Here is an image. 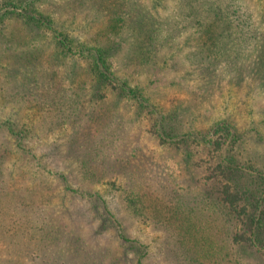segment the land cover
<instances>
[{"label":"rangeland","instance_id":"374dc122","mask_svg":"<svg viewBox=\"0 0 264 264\" xmlns=\"http://www.w3.org/2000/svg\"><path fill=\"white\" fill-rule=\"evenodd\" d=\"M26 2L0 0V14L20 11V4ZM35 2L36 8L56 19L59 30L65 29L79 41L74 47L100 46L112 52L114 70L130 83L146 88L159 117L173 114L181 123L180 131L208 133L214 139H219V134L213 126L228 123L240 134L229 153L249 169L250 165L264 167V42L260 34L264 31V0ZM217 5L227 13L225 17H218ZM13 19V14H8L5 29L0 30V122L14 118L29 126L33 134L24 144L27 148H21L6 128H0V264H60L73 258L77 264H110L115 258L124 264L123 257L136 264L140 255L144 264H170L168 253L163 254L166 239H159L151 221L126 208V190L146 183L168 185L193 172L209 175L219 150L209 142L192 147L197 151L196 161L186 164L187 158L181 160L183 149L159 141L145 114L124 101L116 104V99L108 105L97 104H102L101 108L87 116L95 118L96 125L86 118L65 122L74 120L66 117L69 101L60 103L55 98H62L67 90L73 92V88L76 93L77 87L67 81L66 74L74 63L81 66L82 59L56 60L57 46L50 31L43 36L22 31L14 39ZM196 19L203 21L202 27ZM29 34H33L30 40ZM151 42L164 56L151 66L140 65L134 54ZM60 72H65L63 78ZM57 105L67 107L63 110ZM118 105L119 110L111 111ZM61 111L64 114L60 116ZM108 122L126 127L116 151L129 160L114 172V182L91 184L86 182L84 170L75 165L73 157L77 155L68 154L74 145L70 142L84 124L80 131L90 134L86 151L90 150L95 130ZM228 145L225 143L222 154L224 150L228 153L226 147L231 143ZM57 171H67L74 186L88 187L95 196L73 195L68 203L73 211L68 212L69 196L63 197L64 182ZM100 194L122 221L121 226L105 211V202L96 201ZM103 219L108 220L105 227H101ZM48 226L54 229V236L46 233ZM95 228L98 234L92 233ZM120 231L135 241L121 244Z\"/></svg>","mask_w":264,"mask_h":264},{"label":"trees","instance_id":"16d2710c","mask_svg":"<svg viewBox=\"0 0 264 264\" xmlns=\"http://www.w3.org/2000/svg\"><path fill=\"white\" fill-rule=\"evenodd\" d=\"M35 1L27 0L24 5L20 4V7H23L20 11L7 10L0 14V30L5 29L3 22L6 16L13 14L15 22L10 28L11 36L14 39L17 37V33L22 31H33L37 35L42 33L41 36L50 31L57 46L56 52H54L56 60L62 61L69 57H73L75 61L82 59L81 66L78 62L74 63L66 74L67 81L74 83L77 87L76 93L72 87L73 92L67 90L64 95L61 94L62 98L59 96L55 98L60 100V103L69 101L70 106H68L66 117L74 120L65 119V122L86 118V121L90 120L96 125L97 120L87 116L101 108L102 104H97L108 105L110 101L116 99V104H121V101H124L125 104L139 109L141 115L145 114L148 121L151 120L149 125L159 141L175 144L178 150L183 149L184 156L181 157V160L187 158L186 164H193L196 161V149L193 151L192 147L209 142L210 146H214V150H219L213 173L209 175L199 173L197 176V172H193L186 179H179L178 182H171L168 185L160 186L152 183L150 186L146 183L142 184L144 187L136 185V187L131 186L126 190L124 195L126 208L134 215L143 217L142 219L146 222L151 221L154 229L159 233V239H166L167 245H163V254L168 253V258L171 260L169 263L264 264V167L250 165L252 168L249 169L243 160L241 161L229 153L234 151L231 148L240 140V134L225 122L217 123L215 128L213 126L215 134H219V139L212 138L208 133V135L198 134V132L188 129L180 131L181 123L173 117V114L170 117H166V115L159 117L158 109L154 107L146 88L140 86L139 83H130L127 78L122 77V74L114 70L115 63L112 52L100 46L94 49L74 47V44L79 41L70 37L65 29L59 30L60 26L56 25L58 24L56 19L45 10L36 8ZM211 1L208 0V3ZM26 4L29 8L26 7ZM220 7L217 5L218 17L223 18L227 13H223L219 9ZM121 18L122 21H125L124 16ZM57 20L61 22L58 18ZM192 20H194L193 17ZM197 22L201 24V27L203 26L202 20H197ZM145 24L142 25L145 26ZM260 34H262L264 42V31ZM31 36L33 34H29L27 39ZM163 56L164 54L159 55V49L154 42L134 54L136 61L144 66L157 63ZM55 74L57 72L53 71V75ZM64 75L65 72H60L62 78ZM62 81L64 80L62 79ZM120 106L114 107L111 111L119 110ZM57 107L64 110L67 106L57 105ZM63 114L64 111H61L60 116ZM125 118L123 117L121 121ZM144 120L147 122L146 118ZM128 122L126 120L124 124L127 125ZM83 125L78 127V136L76 135L70 142L74 145L68 154L71 153L72 157L74 154L77 155V157H73V160L75 165H79V169L84 170L86 182L91 184L114 182L117 178L114 172L119 169V165L125 164L129 160L128 156H118L116 151V147L120 146L121 136H123L121 133L122 131L126 132V127L121 129L111 122L100 123V128L95 130L93 140H91L94 146L86 151L90 142L87 140L90 134L86 136L85 129L82 130L84 132L80 131ZM28 127L23 123L20 125L18 120L10 117L0 122V128H6L5 130L13 136L17 147L21 148H27L24 144L28 136L33 134L31 133L32 129ZM83 137L85 138L81 139ZM74 140L75 142H73ZM227 142L229 145L231 143V147H226L228 153L226 154L224 150L222 154L220 151ZM83 145L85 148L82 147ZM182 145L190 147H180ZM6 148L10 149L11 147L7 144ZM54 149L57 152H62L56 147ZM14 151V149H10V152L14 153ZM175 162L178 164L177 161ZM200 164V160H198L196 166L199 169ZM56 173L58 178L64 182L63 197L69 196L65 205L68 212L73 211L72 208H68V203L72 202L73 195L95 196L88 187L74 186V181L69 177L67 171H57ZM97 196L99 197L96 201L105 202V211L112 217L115 216L114 220L118 226H121L122 221L113 213L110 204L101 197L102 194ZM107 223L108 220L103 219L101 227H105L104 225ZM53 230L48 226L46 233L54 236ZM92 233L98 234L99 231L95 228ZM118 238L121 244L125 241H135L121 231ZM137 249L139 250L138 246ZM144 254H147V251ZM135 261L136 264L145 262L141 255ZM123 262L124 264L135 263L134 260L130 262L125 257H123ZM60 264H77V262L76 258L63 259ZM110 264L121 263L117 262L115 258L110 261Z\"/></svg>","mask_w":264,"mask_h":264}]
</instances>
